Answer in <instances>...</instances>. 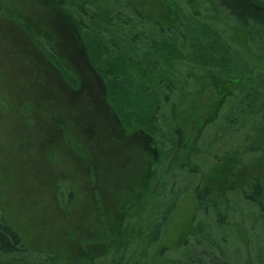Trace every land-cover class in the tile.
Segmentation results:
<instances>
[{"label": "rangeland", "instance_id": "1", "mask_svg": "<svg viewBox=\"0 0 264 264\" xmlns=\"http://www.w3.org/2000/svg\"><path fill=\"white\" fill-rule=\"evenodd\" d=\"M27 1L30 0H0V218L21 244L18 251L1 253L0 264H64L61 248L67 246L75 251L79 245L87 247L86 260L95 256L92 264H113L117 258L120 264H191L197 259L208 263L213 258L226 264H264V141L256 140L257 133L264 130V31L252 24L241 28L223 7L210 8L209 0H162L165 55L153 63L156 48L148 32L146 5L141 4L147 0H136L138 22L131 13L133 0H124L129 6L123 12L126 20L117 23V30L112 21V29L105 35L107 38L111 33L122 43L134 44L132 63L127 60L132 59L128 57L130 53L124 54L123 44L120 45L126 76H133L136 81L143 79L148 92L156 74L144 71L143 63L149 67L157 65L162 81L171 82L173 87V93L164 96L169 102L154 114L149 111L145 94L139 98L134 93L135 83L122 91L115 80L110 83L112 77L103 67L92 62L103 77L107 103L125 130L145 128L153 136L155 130L159 134L154 137L159 160L136 207L139 194L134 187L143 172L141 148L117 152L111 149L102 157L97 163L98 189L92 200L84 167L78 169L74 156L85 157L83 149L73 144L66 133L71 154L60 144L43 145L50 137L44 128L51 122L45 113L33 112L32 99L38 102L36 97H44L52 90L36 88L33 67L37 58L22 51L7 29L19 40L26 36L45 58L58 60L51 50L52 39L46 45V36L40 38L39 27L32 19L28 21L30 13L22 7L27 6ZM66 1L65 9L82 23L85 44L91 38L96 7L109 5L114 13L117 11L114 0ZM47 12L51 21L55 19L53 14L58 13L55 8ZM115 19L118 18L113 16ZM155 40L158 42L157 37ZM207 50H216L224 58L226 73L213 68L204 54L199 55ZM139 51L148 52L150 59L142 61ZM220 64L214 61L216 67L221 68ZM207 66L210 67L206 69ZM208 71L220 74L216 82L221 96L203 85L202 77ZM64 78L73 84L68 69ZM40 102L45 103L43 99ZM217 105L215 118L199 127L196 143L192 145L190 141L185 149L176 152L175 125L184 124L183 129L194 138L196 130L189 128L194 115L207 112L205 116L211 117ZM60 106L65 116L70 113L66 101ZM48 129L51 132L52 128ZM92 152L96 158L105 152L104 146L93 148ZM249 179H255L262 187L259 204L245 197L248 193L243 186ZM109 203L112 209L107 210L115 216H120L128 205L135 207L126 219V226L135 235L125 248L122 238L106 244L105 238L94 236L100 216L92 206L102 204L104 208ZM87 224L92 239L80 237V228ZM103 227L106 228L102 225V230ZM112 247L115 250L108 252ZM98 253L104 254L97 258Z\"/></svg>", "mask_w": 264, "mask_h": 264}, {"label": "flooded vegetation", "instance_id": "2", "mask_svg": "<svg viewBox=\"0 0 264 264\" xmlns=\"http://www.w3.org/2000/svg\"><path fill=\"white\" fill-rule=\"evenodd\" d=\"M60 1L61 0H30L27 1V6L22 4V7H25L24 10H27V12L30 13L28 21L30 22V19H32L36 24V28L37 26L39 27L37 29V35L40 38L43 35H48L50 39H52L51 50L53 55L57 56L55 57L58 60L57 62H53L47 57L45 58L43 54L39 52V50L35 48L28 39H26V36L19 40L18 36H16L12 30L7 29V31L12 35L13 40L17 42L22 51H25L26 53L28 52L37 58L36 66L33 67L36 88H42L44 86L48 90H52L44 97H36L35 99H37L38 102H36L34 98L32 99V103L35 107L33 112L45 113L47 117H49L48 120L51 122V125L48 126V128H52L51 132H49L50 129L47 127L44 128L45 134L50 137H47L48 140L44 142L43 145L48 147L53 144H60L67 150V154H71V150L68 149V145L66 144L68 142L64 135L66 133L67 138L70 139L73 144L83 149V155H85V157L81 158L77 155L74 156H76V159L78 160V169L82 166L84 167V178L91 186L89 191H91V197L92 200H94L93 195L98 189L95 184L96 179L98 178L97 163H100L102 157H106L111 152V149H114L117 152L123 148L133 149L142 145L143 151L146 152L142 142L136 139H134V141L129 140V138L133 137L132 133H136V135L139 136L141 133L143 134V132L138 129H133L132 131L127 132L122 126L115 111L107 103L106 93L104 91V81L100 72L92 65V62L87 55L84 41L75 26L74 18L76 16L71 12L58 10ZM209 1L210 8L213 6L215 7V5L222 7L219 0ZM249 1L254 3L260 11L264 10L263 0ZM138 3V1L133 0L131 3L132 7H130L131 13L134 18H136L137 22L140 13ZM141 4L146 5L148 14L147 23H149L148 32L153 39V42L151 39L152 45H156L155 37H157L158 41L163 37L162 0H147ZM115 5L117 9L115 17L120 20H126V16L123 15V12L125 14L127 10L126 7H129L127 2H124V0H116ZM133 7H136V9H133ZM50 8H55L58 11L57 14H53L55 17L53 21L50 20V13L47 12ZM42 28H44V32L42 31ZM20 32L22 35L25 33L23 29H20ZM146 37L147 41H149V35L147 36L146 34ZM37 63L40 65L39 68H37ZM67 69L72 74L73 84L69 83L64 78V72L67 71ZM42 99L45 103L40 102ZM64 101L67 102L68 107L70 108V113L66 116L62 112L60 106V104L63 105ZM189 128L195 127L189 126ZM149 138L152 139L151 136H149ZM148 144L149 146L147 145V147L150 149L151 142H148ZM102 146H104L105 152L95 158L92 149ZM106 149L108 151H106ZM147 154L148 159L145 161L143 160V165L147 163L149 166L152 156L149 153V150ZM92 176L93 183L91 181ZM138 182L139 180L136 179V189ZM136 189L134 187V191H137ZM92 207L94 213H97V216H100V222L96 220L99 227H97L98 225L94 227L98 231L96 233L97 235L94 236L98 237H101L103 234L101 228L103 221L105 222L106 227L109 228L110 233H112V230L118 228L120 220H123L124 214H127L128 212L132 213L133 209H135V207L127 206L126 209L122 210L120 216H115L114 213L109 214L107 210V207H110V211L112 209L110 203L108 206H104V208L102 204H93ZM90 229L91 227L88 224L82 230L80 228V233L83 231V235L80 237L83 238L85 236L86 239H91L92 236L89 233ZM61 249L64 253L62 255L69 260H74L78 256L85 257L87 254L80 245L75 251L67 246H63Z\"/></svg>", "mask_w": 264, "mask_h": 264}, {"label": "trees", "instance_id": "3", "mask_svg": "<svg viewBox=\"0 0 264 264\" xmlns=\"http://www.w3.org/2000/svg\"><path fill=\"white\" fill-rule=\"evenodd\" d=\"M96 1V0H94ZM106 0H101L100 2H105ZM220 4L222 5V7H224V9L230 14L232 15V17L238 22V25L241 28H245L248 24H252V25H256L257 27H259L260 29H262L264 31V10L260 11L259 9H257V7L255 6L254 3H252L249 0H219ZM66 0H61L59 2V6H58V10L62 11L64 10L65 12H68L65 9V4H66ZM98 2V1H96ZM114 2H116V0H114ZM101 3V4H103ZM113 16H115L114 10H113V6L112 8H109V5H106L105 7L103 6V8L101 9V6H97L96 7V11L92 17V19H95V23L91 29V38L90 41L88 43L85 44L86 47V52L87 55L89 56V59L91 62H94V64H98L101 67H103L104 72H106L109 76H111L112 81H110L111 84H113L114 80L116 83L118 84V87H122V91H124L125 89H131L133 83L136 84L137 87L134 93L138 94V97L140 98L142 96V93L145 94V96L147 97V101L148 102V106H149V111L152 110V113H158L159 110L162 108V106L169 102L168 100V96L164 97L167 94H172L173 90H171V88H173L170 83L171 82H167L164 80V82L162 81V73L159 72L157 65H153L152 67H149L148 64L143 63V70L144 71H151L153 73H155L156 75L154 76V78L152 79V83L150 85L151 90L147 92V88H144L146 86V82L143 81V79L141 81H136L132 78L130 79L129 76L127 77L126 75L128 74V72H126L125 69V65H123L122 61V57L123 54L121 53V48L120 45L123 44V48H124V54L128 55L130 53V56H128L129 58H132L131 55L133 54V52L135 50L134 49V44L130 43V42H121V39H118L117 36H113V34L111 35V33H108V37L106 38L105 33L109 31V29H112L109 24H111L112 21H115L116 24L114 26V30H117V23L120 21V19H115L113 20ZM90 20V19H89ZM110 23H108L109 21ZM74 22H75V26L78 29L80 35L83 33V26L82 23L77 19V17L74 18ZM198 22V21H196ZM196 22L193 23V25L191 24V28H193L196 24ZM106 38V39H105ZM163 38V37H162ZM162 38L160 41L156 42L159 43L157 45H155L156 48V52H155V58L153 57V63H157L158 60H160L161 55L164 56V51L162 52ZM212 42L213 40L216 41L215 39H212L211 37H208ZM139 39V38H138ZM143 39V38H141ZM116 40H118L116 42ZM48 41H50V37L47 35L45 38V44L48 45ZM140 41V39H139ZM116 42V44H115ZM148 44V43H147ZM114 45H119L117 48H114ZM159 48H161V50H159ZM213 49V48H212ZM207 52V53H206ZM205 53L200 52V54H204V57L210 60L209 64L211 66H213V68L217 69V70H221L224 73H226L228 70L226 69L228 67V65L226 64L224 58L220 57L219 54L217 53L216 50H214V52L212 50H207ZM139 53L141 54V58L142 61L145 60H149V54L148 52H141L139 51ZM127 59V58H125ZM130 61V63H132L133 58L127 59ZM214 61L216 63H221L220 65H222V67H216L214 65ZM213 64V65H212ZM93 65V63H92ZM94 66V65H93ZM225 66V67H224ZM95 67V66H94ZM210 66H207L206 69H208ZM161 73V74H159ZM220 74L215 73L213 71H208L206 77H202L204 80V84H206L205 86L210 89H212L215 93V95L217 96H221V91H220V85L216 82L218 80V76ZM226 75H229L228 73ZM103 79V77H102ZM202 79V80H203ZM104 81V80H103ZM209 81V82H208ZM109 84V83H108ZM125 84H129V86L125 85ZM132 84V85H131ZM107 85V82H106ZM222 87V86H221ZM150 92H153L152 96L150 97ZM125 95V94H124ZM151 101H150V99ZM223 100V99H222ZM165 106V105H164ZM217 106L214 107L213 109V114L210 117L209 115L205 116L207 114V112L203 113H196L194 115V120L191 126L195 127L192 130L195 131L196 130V137L194 136V138H191L189 131L188 134L186 133V131L183 128H186V126L183 124L182 127L179 126V123L177 125H175V129L173 130V136L174 139H176L175 142V151L179 152L180 150H183L187 147V144H189L190 141H192V145H194L196 143L197 140V135L199 136L198 133H200V129L199 127L202 125H207L210 124V122L215 118V113L217 110ZM115 111V110H114ZM209 111V110H208ZM118 116V115H117ZM206 119V120H205ZM134 129H138L139 131L143 132L145 135H148L152 137L153 143H154V149L156 152V157L153 159V161L151 160V166L150 168L148 167V169L146 170V167L143 171V173L140 175V177H138V185H137V191H138V203L137 206L138 207L140 205V201H141V197L142 194L144 192V189L146 188L150 177H151V173H152V168L154 166H156L159 157H158V142L157 140L154 138L155 136H158L159 134H157L156 130L153 132V134L148 133L145 128H134ZM256 134V132L254 133ZM264 130L263 131H259L257 133V142L260 141H264ZM189 146V145H188ZM144 148H146V146H144ZM143 159H148V156L145 157V154L142 158ZM174 161V160H173ZM169 164H173V163H169ZM170 166V165H169ZM243 188H245L248 194L245 195L246 199H248L250 202L254 203V204H259L261 202V199L263 197V192H262V187L258 184V181H256L255 179H249L247 180V182L245 183V185L243 186ZM204 192V191H203ZM206 192V191H205ZM202 193V192H201ZM201 198L199 197V202H201ZM130 206V205H128ZM130 217V213L128 212L127 214H124L123 216V220H120V228L118 226V228L115 229V233L112 234L109 231V228L103 227V234H102V238H105V242L106 244H108V242L113 243L116 241H120V238H122V242L123 244V248L126 247V243L128 244V242H130V240L132 239L131 237L134 236L132 234V232L130 231L128 225L126 226V219ZM103 226H106L105 222L103 221ZM123 228V229H122ZM154 229V227H153ZM137 235V234H136ZM140 238V235H137V238ZM151 237V236H150ZM92 239V238H91ZM19 237H17L16 233L13 232L8 226H6L5 221L0 218V254H9L13 251H18V249L20 248L21 244L19 241ZM129 240V241H128ZM108 241V242H107ZM117 244V243H116ZM82 245V244H81ZM115 245V244H114ZM111 246H108V248H110ZM82 248L85 252L87 251V247H85L84 245H82ZM107 248V249H108ZM107 249H105L103 252H105L107 254ZM113 250H115L113 247L112 249H109L108 252H112ZM104 253H98L96 256H98L97 258L101 257L100 255H103ZM64 264H92L94 263V259L95 256H90L89 260H86V256L85 257H81L78 256L77 258H75L74 260H69L66 257ZM119 258L113 260V264H120L121 260H118ZM138 262H141L140 260ZM138 264V263H137ZM191 264H226V261H217L216 259H211L208 263H204L202 260H193L191 262Z\"/></svg>", "mask_w": 264, "mask_h": 264}, {"label": "water", "instance_id": "4", "mask_svg": "<svg viewBox=\"0 0 264 264\" xmlns=\"http://www.w3.org/2000/svg\"><path fill=\"white\" fill-rule=\"evenodd\" d=\"M104 91H105V89H104ZM132 138H129V140L130 141H134V139H136V140H138V141H140V142H142L143 144H144V146H146L147 147V145L149 146V144H148V142H151V146H150V149L148 148V150H149V153L151 154V156H152V161H153V159L156 157V152H155V149H154V143H153V140L152 139H150L149 138V136L148 135H145L144 133L142 134L141 133V135H136V133H132ZM135 136V137H134ZM139 148H141V150H142V152H143V155L145 154V157L146 156H148V150H147V148H144L145 149V151L147 152H144L143 151V147H142V145H139ZM144 161L146 160V159H143ZM143 160H142V162H143ZM144 163V162H143ZM145 167H146V170L148 169V164L146 163L145 165H143V171H144V169H145ZM143 172H140V174H139V177H140V175L142 174Z\"/></svg>", "mask_w": 264, "mask_h": 264}]
</instances>
